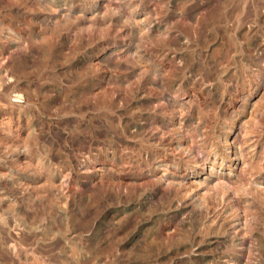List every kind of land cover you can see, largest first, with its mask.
Segmentation results:
<instances>
[{
    "label": "rangeland",
    "instance_id": "374dc122",
    "mask_svg": "<svg viewBox=\"0 0 264 264\" xmlns=\"http://www.w3.org/2000/svg\"><path fill=\"white\" fill-rule=\"evenodd\" d=\"M0 264H264V0H0Z\"/></svg>",
    "mask_w": 264,
    "mask_h": 264
}]
</instances>
